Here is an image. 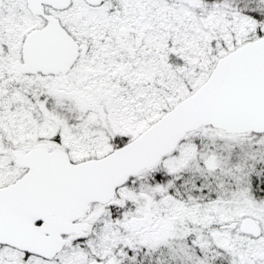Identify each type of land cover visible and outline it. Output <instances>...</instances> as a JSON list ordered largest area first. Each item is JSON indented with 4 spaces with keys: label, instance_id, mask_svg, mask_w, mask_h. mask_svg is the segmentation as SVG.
<instances>
[{
    "label": "snow or ice",
    "instance_id": "obj_1",
    "mask_svg": "<svg viewBox=\"0 0 264 264\" xmlns=\"http://www.w3.org/2000/svg\"><path fill=\"white\" fill-rule=\"evenodd\" d=\"M0 264H264V0H0Z\"/></svg>",
    "mask_w": 264,
    "mask_h": 264
}]
</instances>
